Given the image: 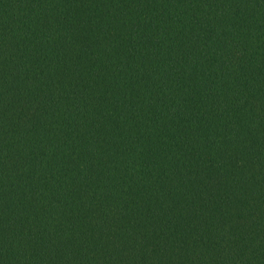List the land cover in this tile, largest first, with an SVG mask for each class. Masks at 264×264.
Wrapping results in <instances>:
<instances>
[{
    "label": "trees",
    "instance_id": "16d2710c",
    "mask_svg": "<svg viewBox=\"0 0 264 264\" xmlns=\"http://www.w3.org/2000/svg\"><path fill=\"white\" fill-rule=\"evenodd\" d=\"M0 264H264V0H0Z\"/></svg>",
    "mask_w": 264,
    "mask_h": 264
}]
</instances>
